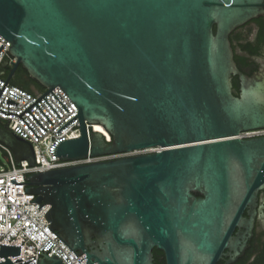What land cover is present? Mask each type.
Returning <instances> with one entry per match:
<instances>
[{"label": "water", "instance_id": "1", "mask_svg": "<svg viewBox=\"0 0 264 264\" xmlns=\"http://www.w3.org/2000/svg\"><path fill=\"white\" fill-rule=\"evenodd\" d=\"M263 14L264 0H0L15 60L0 94L19 66L44 89L20 115L4 114L22 120L58 87L77 115L57 133L77 118L81 134L59 143L62 162L150 151L24 178L75 258L153 264L156 249L165 264H215L234 229V245L251 237L257 214L264 220V137L238 136L264 129V77L238 71L229 36ZM86 123L111 142L90 132L89 150ZM4 126L14 164L33 166L31 145ZM20 248L0 245V264Z\"/></svg>", "mask_w": 264, "mask_h": 264}, {"label": "built area", "instance_id": "2", "mask_svg": "<svg viewBox=\"0 0 264 264\" xmlns=\"http://www.w3.org/2000/svg\"><path fill=\"white\" fill-rule=\"evenodd\" d=\"M1 45L0 68L3 63H6V66L12 68L11 63L14 64L15 60L12 59L8 53L10 43L0 36V46ZM2 74L3 73L0 72V90L6 82V80L1 78ZM51 93L57 98L68 113ZM51 93H48L43 98L60 119L43 99L38 101L36 106L53 125H51L35 105L28 111L45 131L28 112H25L21 116L22 120L37 137L17 116L39 99L42 96V93H28L7 83L0 94V111L3 112H0V121L5 123V128L8 131L31 145L34 156L33 166H29L27 161H21L19 166H16L11 151L0 143V151L4 154L8 165L7 168H0V245L14 247L21 246L20 256L13 258L11 256L7 257V259L13 264H21L29 260H32L30 264H38V260L43 258L40 254H45L49 258L55 255L58 260L61 261V264L86 263V259H84L85 255H80L75 258L70 249L54 235L56 232L49 229L50 224L44 217L49 210V206L44 205L38 210V204L31 203L35 200V196L25 194L27 186L22 185L26 184L24 178L37 173H45L80 165L108 162L150 152L141 151L91 158L88 151L86 158L83 160L62 162L60 158L55 156L56 148L62 141L80 138L81 134L78 119L75 118L61 131L58 133L57 131L77 115V108L60 88L56 87ZM7 100H10L17 105L6 104ZM4 113H11L17 116L5 115ZM85 127L89 142V150L90 132L92 134L100 133L106 143L111 142V137L103 127L89 125L87 123ZM97 128H100L101 131L97 130ZM261 137H264V129L242 132L238 136V138L242 140ZM10 180L13 182L15 180L17 184H11ZM15 260L21 261L14 263ZM4 261V258L0 259V262Z\"/></svg>", "mask_w": 264, "mask_h": 264}, {"label": "flooded vegetation", "instance_id": "3", "mask_svg": "<svg viewBox=\"0 0 264 264\" xmlns=\"http://www.w3.org/2000/svg\"><path fill=\"white\" fill-rule=\"evenodd\" d=\"M229 41L238 71L247 77H264V14L234 30L229 36ZM19 82L27 88L37 89L36 83L30 77H23ZM232 84L233 91L238 96L240 85L237 77L232 78ZM243 216L246 217L245 214ZM242 232L238 228L233 230L227 247L222 250L215 264H227L235 252L238 257L231 264H264V220L257 214L251 237L244 244L240 241L234 245L233 240ZM152 257L153 264H165L161 251L154 249Z\"/></svg>", "mask_w": 264, "mask_h": 264}, {"label": "trees", "instance_id": "4", "mask_svg": "<svg viewBox=\"0 0 264 264\" xmlns=\"http://www.w3.org/2000/svg\"><path fill=\"white\" fill-rule=\"evenodd\" d=\"M10 70H11V67H9V66H6L4 69L0 68V72L3 73L1 75V78L3 80H7L8 76H9V73H10ZM23 77L29 78V76L25 72V70H23V68L21 66H19L16 69V71L14 72L13 76L11 77V79L9 81V84L12 85V86L18 87V88H20V89H22V90H24V91H26L28 93H32V94H41V93L44 92V89L35 81L34 82L37 85L36 86L37 89H35V90L27 88V87L23 86L22 84H20L19 79H21ZM233 95L235 97H237V93H235L234 91H233ZM4 127H6V126H4ZM194 196L199 197L198 194H194Z\"/></svg>", "mask_w": 264, "mask_h": 264}, {"label": "rangeland", "instance_id": "5", "mask_svg": "<svg viewBox=\"0 0 264 264\" xmlns=\"http://www.w3.org/2000/svg\"><path fill=\"white\" fill-rule=\"evenodd\" d=\"M7 168L8 165H7V160L4 156V154L0 151V168Z\"/></svg>", "mask_w": 264, "mask_h": 264}, {"label": "bare ground", "instance_id": "6", "mask_svg": "<svg viewBox=\"0 0 264 264\" xmlns=\"http://www.w3.org/2000/svg\"><path fill=\"white\" fill-rule=\"evenodd\" d=\"M98 126H99V125H98ZM97 130L101 131V129H100V128H97Z\"/></svg>", "mask_w": 264, "mask_h": 264}]
</instances>
